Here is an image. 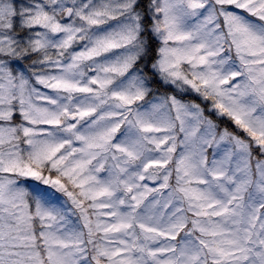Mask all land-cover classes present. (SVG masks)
I'll return each instance as SVG.
<instances>
[{
    "label": "snow or ice",
    "instance_id": "obj_1",
    "mask_svg": "<svg viewBox=\"0 0 264 264\" xmlns=\"http://www.w3.org/2000/svg\"><path fill=\"white\" fill-rule=\"evenodd\" d=\"M0 264H264V0H0Z\"/></svg>",
    "mask_w": 264,
    "mask_h": 264
}]
</instances>
